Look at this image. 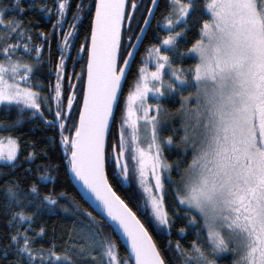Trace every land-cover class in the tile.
Returning <instances> with one entry per match:
<instances>
[{
	"label": "snow or ice",
	"instance_id": "1",
	"mask_svg": "<svg viewBox=\"0 0 264 264\" xmlns=\"http://www.w3.org/2000/svg\"><path fill=\"white\" fill-rule=\"evenodd\" d=\"M127 3L128 0H95L90 46L81 44L78 50L87 52L83 103L78 121L71 124L77 99L72 79L79 81L83 73L67 75L69 89L73 91L66 97V107L62 100L63 82L80 13L86 11L83 0L76 4L77 11L70 22L66 19L70 0H56L58 19L52 25L54 32L40 33L42 42L34 47L23 23L18 19L6 22L7 10L0 9V29L3 30L0 42L13 34L18 38L16 44H0V55L4 57L0 60V105L16 106L21 112L34 110L33 115L39 114L48 127L57 130L75 180L81 184L88 200L96 204L104 223L126 237L130 250V255L121 262L116 245L100 239L98 232L89 228L87 239L91 245L82 246L75 255L81 258L91 255L87 252L91 247L100 251L99 264H128L132 259L135 264H165L137 214L110 186L105 165L111 160L117 175H122L125 181L135 178L142 190L144 207L150 208L151 218L158 226L168 225V213L159 194L164 190L161 173L170 172L171 168L162 160L158 113L162 110V97L187 86L193 88L194 93L183 98L185 134L181 144L186 150L191 149L192 160L180 173V179L172 184L178 207L185 211L187 226L196 227L198 239L193 241L191 252L183 250L179 243L176 250L183 264H217V259L228 253L239 256L234 264H264V0H206L203 7L209 18L202 24L199 39L188 49L197 63L186 70L174 68L168 52H176L177 38L182 37L183 32L175 35L171 32L176 26L187 23L196 0H169L170 12L160 25L169 34L160 46L146 49L148 59L142 58L145 66L137 69V79L125 100L118 142L113 145V155L106 158L105 133L113 117V106L118 103L128 65L145 32L139 25V34L132 31L139 4L137 0H130L131 10L126 11ZM20 4L21 0H14L13 11L23 12ZM151 4L153 7L146 9L149 16L154 14L158 0H151ZM32 8L34 4L30 5V10ZM40 11L52 14V9L46 7ZM143 23L148 25L149 19L143 18ZM122 24L129 33L126 43H122ZM54 34L59 36L60 52L55 65V84H49V92L54 95L41 98L29 83L34 65L14 59V54L21 47L20 42L25 41L24 51L34 52L35 63L39 64L44 43L50 47ZM122 49L127 54L121 65ZM149 60L154 63V71L148 70ZM165 69L170 74L167 81L163 78ZM150 95L154 103H149ZM51 101H55L54 107ZM191 101L194 106L188 107ZM42 103L51 118L44 116ZM153 110L157 114H151ZM70 128L74 133L64 134ZM6 140L5 145V138H0V161L14 167L18 141L11 137ZM166 143L171 145L172 137ZM35 157V153H29L27 159L33 161ZM49 179L47 174L38 177L43 184ZM60 195L62 197L63 193ZM6 198L22 206L21 211L14 214L13 222L18 220L21 225H28L23 232L10 237L17 255L27 257V264H73L67 254L70 250L66 249L61 255L54 251V246L47 253L36 252L31 247L33 241L28 232L34 216L25 215L24 209L40 200L37 185L30 186L27 193L8 187ZM57 203L58 200L47 193L35 206L39 210ZM87 215L93 219L91 213ZM201 228L206 230V239ZM43 231L40 229L37 235H42ZM4 255L7 256L6 250Z\"/></svg>",
	"mask_w": 264,
	"mask_h": 264
},
{
	"label": "trees",
	"instance_id": "2",
	"mask_svg": "<svg viewBox=\"0 0 264 264\" xmlns=\"http://www.w3.org/2000/svg\"><path fill=\"white\" fill-rule=\"evenodd\" d=\"M75 1L73 2L69 14L72 15L76 9ZM6 0H1V4ZM206 0H196V5L191 15L187 18V23L183 26H178V32H183L182 37H178L176 52H168L173 60V67L189 69L194 67V59L188 54V49L199 39V32L203 22L209 18L208 13L204 10L203 3ZM34 4V8L30 10V5ZM20 8H23V12L13 15L14 11L8 10L4 16L5 21L18 19L20 20L27 32L32 36V45L40 44V33L48 34L53 21L55 20L56 13L54 0H25L22 1ZM52 9V14L42 13L41 8ZM165 8V9H164ZM94 7L89 11L88 16L83 20L81 28L75 37L73 43V50L80 49L81 44H88L89 35L91 33V20ZM165 11V12H164ZM170 11L169 0H160L154 21L159 18L163 12L164 16H167ZM20 18V19H19ZM126 25H123L122 33L125 31ZM148 35L145 41L140 47V51L137 54L134 63L128 73L125 81V85L122 91V96L127 91L128 86L132 83L136 76V69L138 66V59L145 50V48L153 43V26L149 29ZM0 31H3L0 29ZM55 36L51 38V46L44 43V47L41 53L40 63L36 64L35 59L30 60L28 57H24L22 53H18L17 57L22 63H28L34 65V71L31 77V84L36 79L42 77L43 69L38 72L36 68L42 66L48 72V77L55 78V65L58 63V53L56 49ZM11 39V38H8ZM5 40L0 42L3 46L11 43L13 40ZM25 42V41H24ZM4 57L0 55V60ZM55 61L57 63H55ZM72 64V61L66 63L68 69ZM47 77L46 81L42 82L44 86L40 90L34 86L33 90L41 92V95H46L48 92V84L50 78ZM42 80V79H41ZM52 81V80H51ZM175 83V81H172ZM23 86V85H22ZM194 91L193 88L182 86L181 91L172 93L164 100V106L168 108L173 116H167L161 126L162 130L159 131V139L162 141V149L166 163L170 165V172L168 176L162 177L164 183V190L160 195L163 197V203L165 210L168 213L169 224L166 226L165 233L157 234L154 230V226L147 220L146 214L141 210L139 201L136 195L133 197L126 196L125 192L119 187L116 180L112 178L108 173L109 183L118 196L125 201V203L131 208L137 217L141 220L147 230L153 237L158 249L165 261V264H183V258L178 254L176 246L179 243L180 247L186 252H191V246L193 241L197 240L196 227H188V219L185 217V211L182 207H178V201L174 195L175 185L172 181H178L180 179V173L190 163L191 157L187 154H182L181 141L183 135L181 132L182 120L178 117L180 109V103L184 97H187ZM120 105V102L119 104ZM120 106L117 107L116 116L112 124V129L115 126V120ZM19 108L15 106L0 107V137L5 135L16 139L18 141V158L15 161V166H9L5 162H0V264H27V257L23 255H17L16 249L11 245L10 237L15 235L18 231L23 232L28 225L25 223L21 225L19 221L13 222L14 214L21 211L22 206H18L14 203H10L6 198V192L8 187H12L20 193H27L30 186L37 185L39 189L40 200H42L44 194L51 193L54 198L58 200L55 206L40 207L37 210L35 204H39L40 200H37L32 206H28L24 209L25 215H33L34 219L31 222V230L28 232V236L32 239V249L36 252H49L53 249L57 254H65L66 249L73 264H99L100 251L98 249L93 250L91 247L87 248V252L91 255H85L83 258L75 255L76 252L84 245H91V241L87 239V233L89 228H94L100 236V239L105 240L106 236L102 233V227L106 226L101 216L98 215L80 196L77 188L72 183L69 175V164L66 161L65 156L62 153V149L58 142L57 134L54 130H45L42 124H32L25 120H19L15 111ZM27 110V109H26ZM14 111V112H13ZM25 111V110H23ZM12 112V114H11ZM9 128V129H8ZM110 137V136H109ZM172 137L173 143L168 145L167 139ZM109 143V139H108ZM29 153H35L36 157L33 161L27 159ZM47 174L50 179L47 184L40 183L38 177ZM170 176V179L168 178ZM61 193L63 196L61 197ZM75 203L77 206H74ZM88 213H91L92 220L89 219ZM190 218V217H189ZM110 228V227H109ZM43 229L42 235H37ZM184 230L183 235L181 230ZM201 232L206 239L207 233L201 228ZM112 238L117 246L119 256H128L125 248L118 241L116 235L112 233ZM23 244V241H20ZM171 245V247L169 246ZM7 251V256L4 255V251ZM95 256L96 259H92ZM211 258V257H210ZM231 258L224 256L217 260V264H231ZM129 264L131 262L129 261Z\"/></svg>",
	"mask_w": 264,
	"mask_h": 264
},
{
	"label": "rangeland",
	"instance_id": "3",
	"mask_svg": "<svg viewBox=\"0 0 264 264\" xmlns=\"http://www.w3.org/2000/svg\"><path fill=\"white\" fill-rule=\"evenodd\" d=\"M22 1H25V0H21V2ZM54 1H55V7H56V0H54ZM73 2H74V0H70V7L68 8L67 14H66V19L69 22L73 18V14L72 15L69 14V11H70V8H71ZM79 2H81V0H79L78 3ZM137 2L139 4V8L137 9V11L135 13V19L132 21V31L134 33H136V34H139V27H138V25L140 27L143 26V24H144L143 23V18H145L147 16V13L148 12L146 11V9L150 7L151 0H137ZM83 3L86 6V11L80 13L81 19L79 21L78 29L81 28L82 22L88 16L89 11H91V9L95 6V0H83ZM76 4H77V1H75V7H76ZM13 5H14V0H6V2L5 3H2V4H1V0H0V9H5L7 11L8 10H11V12H12L13 11ZM130 10H131V8H130V0H128L127 6H126V11H130ZM76 11H77V9H75L74 13ZM164 12L155 21L153 20V22L151 23L152 25H150V26H153V35H154V37H153L154 39L152 40L153 43L150 44V45H148L145 48V50L143 51V53L141 54V56L139 57V59H138L139 63H138L137 69L139 67L145 66V65L142 64L141 61H142V58H144L146 60L148 59V53L146 52V49H148L150 47L160 46L162 40L164 38H166L167 35L169 34L167 31L162 30L160 28V25L163 24V23H165V20H164V17H165L164 16ZM54 13H56L55 10H54ZM16 14H18L20 16V11H18V10L17 11H14V13H13L14 17H15ZM93 16H94V10H93V14H92L91 26H92ZM57 19H58V16H55V20L53 21L52 25L56 23ZM52 25H51L50 31L51 32H54V30L52 28ZM178 26H176L175 29H174V31L171 32L172 35H175V33L178 32V28H177ZM64 28L67 29V24H64ZM150 28L151 27L148 28V31H147V33H146L143 41H145V38L148 35V32L150 31L149 30ZM78 29H77V32H78ZM77 32H76V34H77ZM128 35H129V33H127V32L122 33V43H126L127 42ZM53 36H55L54 37V39H55L54 41L56 42V49H57L58 60H59L60 52L58 51V48H57V41L59 40V36L56 35V34H54ZM75 37H76V35H75ZM75 37H74V42L76 40ZM8 38H11V39H8ZM8 38L7 39L10 40V42L13 40V44H16L17 43V39L18 38L14 34L8 36ZM89 40H90V35H89ZM143 41L141 43H143ZM133 42H135V40H133ZM20 43H21V47H19L16 50V52L14 54V59H18V57H17L18 53H22L23 56L25 55L24 57H28V58H30V60L35 59V53L34 52L28 53V52H25L24 51V48H23L24 41H21ZM9 44H11V43H9ZM87 45H89V42H88ZM42 50H43V48H42ZM78 50H73V47H71L70 50H69L70 58H68L66 60V63L71 60L72 61V64H71V66L68 69L67 68L65 69L66 78H65V80L63 82V97H62V100H63L64 106L66 107V105H67V99H66V97L72 91V90L69 89V86H68V83L69 82L67 80V75H70L72 73H75L77 75H80L81 73H83L82 78L79 81H77L75 79V77H73V79H72V83L76 85V88L74 89V91H75V94H76L77 99H76V101L74 103V110H73V113H72V119H71V121H69V124L78 121L79 109H80L81 103H82L83 90H84V82H85V68H86V64H87V52L86 51L85 52H78ZM139 51H140V49H139ZM139 51H138V53H139ZM126 54H127L126 51H124L122 49L121 50V60H120L121 65H122V62H123V57L126 56ZM191 57L194 59V66H195V64L197 63V60L194 57V55H191ZM55 63H57V62L55 61ZM147 66H148V70L149 71H154L155 70L154 63L151 60L148 61V65ZM36 69L38 70V72H40L42 69L44 70L42 72V77L40 79H36L35 82L32 83V84H31V79H30L29 83L31 84V86L33 88L36 85V87L38 88V90H40L41 88L44 87L42 85V82L43 81H46V74H47V77H48V72L49 71H47L46 69H44L42 66H38V68H36ZM31 78H33V77H31ZM48 78H50L49 84L54 85L55 84V78H51V75H49ZM163 78H164L165 81H167L168 79H170V74H169V72H168L167 69H165V71L163 73ZM136 79H137V71H136L135 79L128 86L127 91L125 92V94L123 96L121 94V98H120V101H119L120 102V105H118V106H120V108H119V111L117 113V117H116V120H115V126H114L113 129L111 127V131H110V134H109L110 137H108L109 143H108V140H107V146H106V152H105L106 153V158L107 157H111L113 155V145L118 142V135H117V133H118V129H119V126H120V123H121L122 115L125 112V100H126L127 95L129 94V90L133 87L134 81ZM49 84L47 85L48 86V92H47L46 95L43 96V95H41V92L36 91L41 98H43L45 96H48V95H54V93H51L50 94V92H49ZM184 87H186V86H184ZM193 93H194V91L190 95H193ZM170 95H172V94H169V95H166L165 97H162L161 98V101H160L161 102V108H162V110L158 113V117H159V121H160V123L158 125V138H159V131H160V129L162 130L161 126H166L165 124H163L164 122H166L165 121L166 115L167 116H173V114L170 113V111L168 110V108H166L164 106V100L168 96H170ZM190 95H188V96H190ZM50 103L53 105V107L55 106V101H51ZM149 103H154V98L151 97V95L149 96ZM182 103H183V101H181V103H180V109H179V112H178V117L179 118L181 117L180 119L182 120V123L179 126L181 128L182 135L184 136L185 132H184L183 125H184L185 117H184L183 111H181ZM1 106L4 107V108L5 107L6 108L8 107L7 105H0V107ZM193 106H194V101L189 102L188 107H193ZM24 110L25 111L21 112L20 111V108H19V110L15 111V116L17 115V118L19 120H25L26 122H31L32 124H35V125L36 124H42L45 130L52 129L51 127H48L43 122V120L41 119V117H40L39 114L33 115V111L34 110H30V109H27V110L24 109ZM42 111L44 112V116L45 117L51 118V114L43 106V103H42ZM11 114H12V112H11ZM151 114H157V112L155 110H153ZM52 130H54L56 132L57 137H58L59 145H60V147L62 149V153H63V155L66 158L64 148H63V146L60 143V136L58 135L57 130H55V129H52ZM1 132H3V136L0 137V138H5V141L4 142H5V145H6V143H7L6 138H8L9 136L8 135H5V132L4 131L1 130ZM69 132L74 133V129L70 128L69 131H66L64 134L67 135V134H69ZM128 132L130 133V130H128ZM143 135H144V132L141 129V136H143ZM148 135L149 136L151 135L150 128H149V131H148ZM127 139L129 140V142L131 141L130 135H128ZM158 142H160V144H161L162 160L164 162H166L165 157H164V152H163V149H162L163 143H162V141L160 139H159ZM179 143L181 144V141ZM142 146L146 147V145H142ZM18 149H19V147H18ZM182 152H183L182 153L183 155L188 153L190 155V157H191V160H192V152H191V149L190 148L186 150L185 146L182 144ZM191 160H190V162H191ZM66 161L68 162L67 158H66ZM0 162H3V161H0ZM105 166H106V174L108 173L112 178H114L116 180V182L119 185V187H121V189L126 193L125 194L126 196L129 197V195H130L131 197H133L134 194L136 195L137 200L139 201V206H140L141 210L146 214L145 216H147L146 217L147 220L149 222H151V224L154 226V230L156 231V233L157 234L165 233L166 226L167 225L158 226L157 223L154 221V219L151 218V216H150V208L147 209V210L145 209V207H144V200L142 199V190L139 188V186H138L135 178L130 177L129 180L125 181L124 178L122 177V175H117L116 169H115V166H114V163L111 160H107ZM161 175H162V177L165 176V175L168 176V173L162 171ZM107 178H108V175H107ZM108 181H109V179H108ZM152 183H154V181ZM73 205L74 206H77L75 203H73ZM101 227L103 229L102 230V233L104 234V236H106L105 240H107L109 243L115 244V242H114V240L112 238V233H113L112 228H109L107 224H106V226H101ZM205 232H206V230H205ZM116 248H117V246H116ZM117 252H118V249H117ZM118 256H119V254H118ZM224 256L230 257L231 260H232V262H234L235 260L239 259V256L233 255L232 253H228V254H223L217 260H219L220 258H224ZM127 257L128 256H125V257L119 256L121 262H124ZM130 262H131V260H130ZM128 264H129V262H128Z\"/></svg>",
	"mask_w": 264,
	"mask_h": 264
},
{
	"label": "water",
	"instance_id": "4",
	"mask_svg": "<svg viewBox=\"0 0 264 264\" xmlns=\"http://www.w3.org/2000/svg\"><path fill=\"white\" fill-rule=\"evenodd\" d=\"M159 2H160V0H158V5H159ZM158 5H157V6H158ZM126 6H127V4H126ZM157 6L155 7L154 14H153L152 16H149L148 13H147V16H146V17L149 19V24H148V25H144V24H143V26H142V27L145 28V32H144V34H143L142 37H141V41H140V42L138 43V45H137V49L135 50V55H134V57H133L132 62L128 65V71H127V73H126V78H127V76H128L129 70L131 69V66H132V64H133V62H134V59L136 58L137 53H138V51H139L141 45L143 44V43H141V42L144 40V37H145V35H146L147 31H148V28L151 27L150 25H151V23L153 22V20H154V18H155V14H156V11H157ZM150 7H153L152 4L150 5ZM94 18H95V8H94L93 21H94ZM93 21H92V24H93ZM90 34H91V33H90ZM143 42H144V41H143ZM90 43H91V41L89 40V46H90ZM86 80H87V64H86V68H85V82H84V88H85V86H86ZM125 81H126V79L122 81L121 91H120V93H119V95H118V103L115 104V105L113 106V117L110 118V121H109V129H108V130L106 131V133H105V152H106L107 140H108V137H109V134H110V131H111V127H112V124H113V121H114L115 115H116L117 107H118V104H119V101H120V98H121V94H122V90H123V87H124ZM72 91H73V90H72ZM83 91H84V90H83ZM82 103H83V98H82ZM82 103H81V107H82ZM81 107H80V108H81ZM105 154H106V153H105ZM68 171H69V175H70V177H71L72 183H73L74 186L77 188V190H78L80 196L82 197V199L84 200V202H86V204H88L93 210L95 209V212H96L98 215L101 216L102 214H100L99 209L96 207V204H95L92 200H88L86 193L84 192V190H83L82 187H81V184L78 183V182L75 180V178H74V174L70 171V166H69V170H68ZM105 174H106V166H105ZM106 176H107V174H106ZM109 184H110V183H109ZM110 186H111V184H110ZM111 187H112V186H111ZM113 190H114V189H113ZM138 219H139V218H138ZM145 228H146V227H145ZM146 230H147V228H146ZM112 231H113V228H112ZM147 231H148V230H147ZM113 233L116 235L118 241H119V242L122 244V246L125 248V250H126V252H127V255L129 256V255H130V250H129V247H128V244H127V239H126V237L120 235L119 232H114V231H113ZM148 233H149V235L151 236V234H150L149 231H148ZM151 238H152V242L156 245V243H155V241H154V239H153L152 236H151ZM156 248H157V250L159 251L157 245H156ZM159 252H160V251H159ZM160 254H161V253H160ZM161 257H162V255H161ZM162 259H163V257H162ZM163 260H164V259H163ZM131 263H132V264H135L134 259L131 260Z\"/></svg>",
	"mask_w": 264,
	"mask_h": 264
},
{
	"label": "bare ground",
	"instance_id": "5",
	"mask_svg": "<svg viewBox=\"0 0 264 264\" xmlns=\"http://www.w3.org/2000/svg\"><path fill=\"white\" fill-rule=\"evenodd\" d=\"M94 8H95V6H94ZM157 8H158V6H157ZM123 25H124V24H122V30H123ZM151 25H152V24H151ZM134 60H135V59H134ZM133 63H134V62H133ZM132 65H133V64H132Z\"/></svg>",
	"mask_w": 264,
	"mask_h": 264
},
{
	"label": "flooded vegetation",
	"instance_id": "6",
	"mask_svg": "<svg viewBox=\"0 0 264 264\" xmlns=\"http://www.w3.org/2000/svg\"><path fill=\"white\" fill-rule=\"evenodd\" d=\"M76 1H77V3H78L79 0H76ZM231 264H234V262L231 261Z\"/></svg>",
	"mask_w": 264,
	"mask_h": 264
}]
</instances>
